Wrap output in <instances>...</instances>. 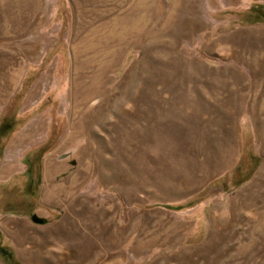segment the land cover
Masks as SVG:
<instances>
[{"label": "rangeland", "instance_id": "1", "mask_svg": "<svg viewBox=\"0 0 264 264\" xmlns=\"http://www.w3.org/2000/svg\"><path fill=\"white\" fill-rule=\"evenodd\" d=\"M252 4L0 0V264H264Z\"/></svg>", "mask_w": 264, "mask_h": 264}, {"label": "trees", "instance_id": "2", "mask_svg": "<svg viewBox=\"0 0 264 264\" xmlns=\"http://www.w3.org/2000/svg\"><path fill=\"white\" fill-rule=\"evenodd\" d=\"M260 5L259 4H252L249 7V14L252 15V17L249 19V21H261L264 20V14L260 11ZM179 207V206H174Z\"/></svg>", "mask_w": 264, "mask_h": 264}, {"label": "water", "instance_id": "3", "mask_svg": "<svg viewBox=\"0 0 264 264\" xmlns=\"http://www.w3.org/2000/svg\"><path fill=\"white\" fill-rule=\"evenodd\" d=\"M29 218L33 222H42L43 217L38 216L36 213L32 212L29 214ZM0 252L10 254V251L0 246Z\"/></svg>", "mask_w": 264, "mask_h": 264}, {"label": "bare ground", "instance_id": "4", "mask_svg": "<svg viewBox=\"0 0 264 264\" xmlns=\"http://www.w3.org/2000/svg\"><path fill=\"white\" fill-rule=\"evenodd\" d=\"M51 188H52V190L54 191L55 194H57L60 190H62V187L60 185H52ZM76 263L77 262H75L74 264H76Z\"/></svg>", "mask_w": 264, "mask_h": 264}]
</instances>
